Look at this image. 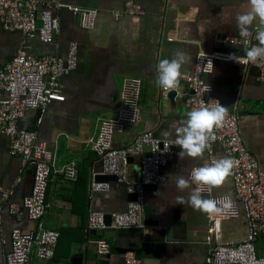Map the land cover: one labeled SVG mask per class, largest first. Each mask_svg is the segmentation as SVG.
<instances>
[{
  "label": "crops",
  "instance_id": "crops-1",
  "mask_svg": "<svg viewBox=\"0 0 264 264\" xmlns=\"http://www.w3.org/2000/svg\"><path fill=\"white\" fill-rule=\"evenodd\" d=\"M38 1L44 5L49 0ZM128 1L142 5L145 15L116 17ZM74 2L77 7L98 10L96 27L82 29L77 17L68 8H62L56 12L60 33L51 45L20 32H8L0 24V69L23 47L39 57H64L71 42L79 45L78 68L63 79L66 99L48 106L41 125L38 110H29L22 121L23 128H38V142L56 151L54 169L72 161L79 169L75 180L53 170L47 194L50 208L43 224L44 228L58 232L60 238L52 261L33 257L32 264H125L124 255L128 252L134 253L140 264H208V235L215 243L241 242L247 238L249 227L244 206L237 202L239 213L234 218L212 221L209 214L188 203H176L178 194L187 200L190 189L178 193L175 180L193 166L226 156L223 147L213 144L211 155L206 151L203 160L195 161L188 158L181 161L178 149L174 161L165 169L167 181L147 192L144 223L148 221L151 225L87 235L83 228L89 212L121 213L131 202L125 185L97 179L104 168L90 143L98 136L102 121L117 118L124 105L123 83L132 77L143 83L141 121L117 131L115 146L130 145L147 131L164 139L174 137L175 128L191 110L187 104L188 89L181 88L173 100H165L163 88L155 83L156 64L183 51L187 62L182 73H192L202 52L213 53L220 39L239 35L235 16L249 10L248 0H68L66 3L72 6ZM255 74L254 69L245 71L237 63H218L208 82L225 107L238 109L244 141L264 169V83L255 84ZM165 131L172 137H164ZM140 166V157H133L129 167L131 179L140 178ZM33 168L10 154L9 138L0 133V183L14 190L9 200L0 195V264H6L15 229L25 234L36 232L37 224L26 210L13 215L8 208L9 203L21 205L30 195ZM95 182L107 183L110 189L93 191ZM213 194L237 201L232 177L214 188ZM97 240L110 244V254H98L93 243ZM257 245L264 258V241L261 239Z\"/></svg>",
  "mask_w": 264,
  "mask_h": 264
},
{
  "label": "built area",
  "instance_id": "built-area-1",
  "mask_svg": "<svg viewBox=\"0 0 264 264\" xmlns=\"http://www.w3.org/2000/svg\"><path fill=\"white\" fill-rule=\"evenodd\" d=\"M63 0H50L41 3L38 0H0V24L8 32H20L28 38H39L44 44L54 43L60 33V18L56 12L68 8L79 20L84 30H93L98 19V10L93 8L65 5ZM142 16L145 11L139 3L128 1L116 17ZM41 23V26H39ZM258 43L255 33L250 38L240 35L219 40V47L213 53L202 52L194 71L183 74L176 89L162 90V97L170 99L172 91L187 88V104L190 109L206 106L212 100H218L208 77L213 75L218 63H237L230 60L229 54L243 57L245 50ZM79 45L71 42L67 54L35 56L28 47L21 48L12 61L0 69V133L7 135L10 142V154L20 157L24 164L35 167V179L32 193L24 199V204H11L10 213L28 212L29 218L36 222V232L25 234L15 229L12 234L11 252L6 256V264H32L35 257L39 261H52L59 242V233L44 228L43 217L50 204L47 202L48 187L53 170L69 180H75L79 169L75 161L54 169L57 160L56 151L46 143H39V129L22 127V121L29 110L40 113L38 125L44 121L46 110L53 101H64L63 79L74 72L79 65ZM245 71L254 69L255 84L264 83V63L258 65L237 63ZM143 83L139 79L127 78L123 83L124 105L116 119L102 121L98 136L91 141V147L103 164V174L114 176L118 184L125 185L129 194L136 195V201L130 202L126 211L111 214V225L106 222V213L89 212L83 232L108 229L125 230L144 228V214L147 204V185L161 186L167 181L166 167L177 155L178 146L171 139L155 136L153 131L139 135L136 140L123 148H117L114 138L117 131H123L127 125H137L141 121ZM224 125L214 130L213 144L223 147L227 157L237 161L231 175L234 185L233 207L219 215H209L212 221L234 218L238 215V204H243L248 220L249 233L241 242L215 243L212 236L206 237L210 247L208 264H257L264 261L258 251V241H264V169L260 159L246 145L241 133L239 111L228 109ZM211 155L212 151H208ZM140 157V178L133 180L129 174L131 157ZM213 160V159H211ZM107 183H93V191L109 190ZM0 195L9 200L14 190L0 183ZM211 197L220 199L224 196ZM100 255L110 254V244L105 240L93 242ZM125 264H140L134 253L124 255Z\"/></svg>",
  "mask_w": 264,
  "mask_h": 264
},
{
  "label": "clouds",
  "instance_id": "clouds-1",
  "mask_svg": "<svg viewBox=\"0 0 264 264\" xmlns=\"http://www.w3.org/2000/svg\"><path fill=\"white\" fill-rule=\"evenodd\" d=\"M250 8L247 12L235 16V25L242 38H250L255 33L258 43L245 50L243 57L229 54V59L237 63L258 65L264 63V0H248ZM187 62L183 51H177L174 56L160 59L156 64L155 83L166 90L176 89L180 85L183 75L182 67ZM228 107L218 100H212L206 106L193 108L186 113L175 128V135L165 131L164 137H172L171 143L178 146L181 151L178 156L181 161L188 158L192 161L203 160L205 152L211 150L212 141L215 140L214 130L221 128L228 117ZM237 165L231 157L213 159L204 162L202 166H193L187 174H178L175 180V189L178 193L190 189L187 200L182 195L176 196V203H188L195 210L209 215H219L233 207L229 196L220 199L211 197L212 190L222 185L233 174ZM257 264H264L258 261Z\"/></svg>",
  "mask_w": 264,
  "mask_h": 264
},
{
  "label": "water",
  "instance_id": "water-1",
  "mask_svg": "<svg viewBox=\"0 0 264 264\" xmlns=\"http://www.w3.org/2000/svg\"><path fill=\"white\" fill-rule=\"evenodd\" d=\"M50 1V0H49ZM49 1H47V2H49ZM68 0H63L62 2H63V4H65V5H68L66 2H67ZM74 4L75 5H72V6H77V2H74ZM39 26H41V23H39ZM219 47H222L221 45H219L218 46V48ZM254 72V71H253ZM255 73V72H254ZM176 91H172V93L170 94V99L171 100H173L174 99V97H175V95H176ZM133 159V157H131L130 159H129V162L131 161ZM35 172H36V169H35V167L33 168V174H34V179H35ZM97 179H100V180H102V179H104V180H113V181H116V178L114 177V176H110V175H104V174H102V175H98V177H97ZM33 186H34V183H33ZM158 188V186H154V185H147L146 187H145V189H146V191L147 192H149V191H152V190H154V189H157ZM32 191H33V189H32ZM32 191L30 192V194L32 193ZM129 196H130V200H131V202H133V201H136V195H134V194H129ZM25 199V198H24ZM24 204V200H23V202H22V205ZM10 206H11V203H9V205H8V208H9V210H10ZM111 214L112 213H106V222H107V225L108 226H110L111 225ZM157 223H155L154 225H156ZM145 225H151L148 221H146L145 223H144V226ZM142 229V228H141ZM125 230H129V229H125ZM137 230V229H136ZM104 233V231H92L91 232V234L92 235H96V234H103Z\"/></svg>",
  "mask_w": 264,
  "mask_h": 264
}]
</instances>
